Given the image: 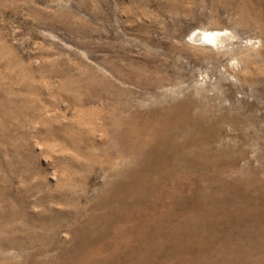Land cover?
Here are the masks:
<instances>
[{"label":"rangeland","instance_id":"rangeland-1","mask_svg":"<svg viewBox=\"0 0 264 264\" xmlns=\"http://www.w3.org/2000/svg\"><path fill=\"white\" fill-rule=\"evenodd\" d=\"M0 264H264V0H0Z\"/></svg>","mask_w":264,"mask_h":264},{"label":"bare ground","instance_id":"bare-ground-1","mask_svg":"<svg viewBox=\"0 0 264 264\" xmlns=\"http://www.w3.org/2000/svg\"><path fill=\"white\" fill-rule=\"evenodd\" d=\"M219 32V31H218ZM215 35H216V33H206V32H204V34L203 33H198V32H195V33H193L192 35H191V40H194V41H196V40H199L201 37H203V38H207V39H209V40H212L214 37H215ZM202 40V39H201ZM197 42V41H196ZM213 42V41H212ZM123 126H125V125H123ZM130 127V126H129ZM126 128V127H125ZM127 129H132V128H127ZM134 130V129H133ZM126 132V131H125ZM125 132H124V135H125ZM135 132V131H134ZM139 134V133H138ZM137 134V135H138ZM154 134V133H153ZM151 136V135H150ZM135 138H136V136H135ZM137 138H138V136H137ZM149 140V139H148ZM159 142H161V141H158V143ZM164 143V142H163ZM166 143V142H165ZM165 145V144H164ZM166 147V146H165Z\"/></svg>","mask_w":264,"mask_h":264}]
</instances>
